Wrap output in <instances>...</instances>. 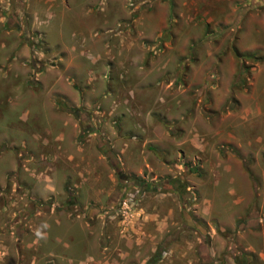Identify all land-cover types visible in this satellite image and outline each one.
<instances>
[{
	"label": "rangeland",
	"instance_id": "374dc122",
	"mask_svg": "<svg viewBox=\"0 0 264 264\" xmlns=\"http://www.w3.org/2000/svg\"><path fill=\"white\" fill-rule=\"evenodd\" d=\"M65 1L0 0V264H264V0Z\"/></svg>",
	"mask_w": 264,
	"mask_h": 264
},
{
	"label": "crops",
	"instance_id": "0c3cea01",
	"mask_svg": "<svg viewBox=\"0 0 264 264\" xmlns=\"http://www.w3.org/2000/svg\"><path fill=\"white\" fill-rule=\"evenodd\" d=\"M65 4L66 1L63 0ZM122 0H89L90 8L88 9V19L79 20L81 26L87 31H100L112 33L117 30V21L119 19L120 6H122ZM117 8L120 10L117 11ZM117 33L110 34L111 42L117 38ZM98 37H91L92 40ZM112 43L107 46H111Z\"/></svg>",
	"mask_w": 264,
	"mask_h": 264
},
{
	"label": "trees",
	"instance_id": "16d2710c",
	"mask_svg": "<svg viewBox=\"0 0 264 264\" xmlns=\"http://www.w3.org/2000/svg\"><path fill=\"white\" fill-rule=\"evenodd\" d=\"M68 110H71V111H72L73 109H68ZM112 164H114V165H115V168H117V167H116V162H113ZM139 185H140V186H147V187L150 186V184H147V183H145V182H143V181H142V183H140ZM155 260H156L155 257H151V258H149V259L145 262V264H152Z\"/></svg>",
	"mask_w": 264,
	"mask_h": 264
}]
</instances>
